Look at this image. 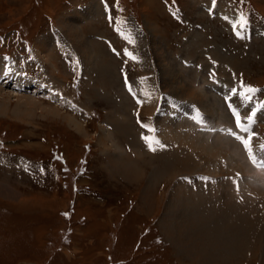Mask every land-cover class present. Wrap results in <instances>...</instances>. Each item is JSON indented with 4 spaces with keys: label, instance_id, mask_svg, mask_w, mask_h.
I'll list each match as a JSON object with an SVG mask.
<instances>
[{
    "label": "rangeland",
    "instance_id": "1",
    "mask_svg": "<svg viewBox=\"0 0 264 264\" xmlns=\"http://www.w3.org/2000/svg\"><path fill=\"white\" fill-rule=\"evenodd\" d=\"M113 1L120 18H137L141 26L147 29L148 37L145 40L153 49L156 69L161 75L159 78L155 69L148 70V73L140 62L132 60L130 65L126 62L128 66H122V72L130 75V84L133 89L142 92L145 89L154 91L158 84L161 89L168 91V86H175L173 94L186 98L183 93L184 86L190 83L195 86L199 95H202L201 99L197 97L195 101L203 105L215 123L228 122L229 115L222 99L210 92L204 85L205 72L197 73L194 68L183 66L173 56L174 52H177L195 61L203 60L204 48H208L209 51L210 45L214 44L217 46L213 48L214 52L223 59L222 61L233 64L249 82L264 84L262 41L257 40L254 46L249 45V47L243 43H233L229 35H225L223 26L215 20H210L199 7L197 0H180V2L190 18H194L196 22L208 24L205 28H208L209 32L183 27L168 15L160 0ZM84 2L87 3L85 6H89L92 3L95 4L96 0H0V53L22 52L30 57V54L35 55L37 52L39 60L45 65L48 73L51 71L59 81L68 80L70 82L68 84L70 90L66 88V91L80 92L82 98L88 96L89 99L94 100L92 103L105 108L104 113L100 111V122L94 119L84 122L80 116L69 112L66 108L33 95L14 91L9 85L4 86L5 91L4 94H0V103L4 104L3 102L6 101L9 107L8 112H0V138L6 140L11 150L42 157L52 156L53 148H55L56 152L60 151L58 153L69 170L66 178L67 186L63 187L61 183L64 177L60 166L58 162L53 163V168L58 173L56 181L58 186L53 188L52 185L48 187L30 185L12 170L0 167V264H199L200 261L197 258H201L199 256H202L204 252L208 254L207 256L213 258L216 256L219 264L221 262L227 264L226 260L230 261L229 264H232L231 261L235 264H261L264 252L263 239L260 238L257 246L251 249L247 245L243 246L241 253H244L239 254L241 257L239 260L234 255L235 248L233 247L242 245L241 237L245 236V232H248L251 227L236 231L227 227L229 222L242 223L240 218L234 220L232 210L251 212L248 216L253 217L250 218V222L254 221V223L251 222L254 229L260 223L259 216L264 213L261 205L258 204L264 199V170L253 167L247 161L238 142L218 132L215 134L205 132L201 124L194 126L195 136H191L180 129L182 124L178 122L171 125L169 132L165 130L166 133L163 132V135L173 138L176 142L181 137L186 142L185 145L189 144V147L183 148L184 146L180 145L176 148L177 151L171 152L145 150L139 143L135 132V121L138 123V120L132 116L140 106L137 107L138 102L134 101V97L129 93L131 99L124 91H128V88H126L127 81L121 82L119 73L121 61L115 55L113 56L104 41L95 38V34L109 35V26L104 20H100V15L98 18L82 19L83 30L80 33H83L82 40L95 41L94 44H97L99 50L97 51L96 48L95 52L98 54L95 56V53H92L97 60L92 57L95 62L91 66L92 69L87 71L88 77L94 79L92 89H87L85 83L82 85L74 83L77 79L76 72L72 71V68L69 69L60 58L59 44L54 45L50 40L49 47H47L48 52L39 50L41 41L51 36L50 32L54 25L64 33L61 21H65L66 16L78 13L82 8L78 7V4ZM236 2L238 3L239 0ZM242 5L254 19H259L257 16L261 15V12L264 13V0H246ZM154 26L157 27L155 31ZM13 27L23 29L27 39L17 30H10ZM209 34L213 37L210 38ZM145 40H143L144 43ZM71 42L74 45L72 40ZM219 42L230 44L231 48L228 47L227 54L224 55L220 50L221 48L217 45ZM225 44H220V46ZM75 49L83 57L84 51H80L81 48L78 46ZM75 49L73 47V50ZM102 49H104L103 52L108 50L107 52L114 57L112 66H107L106 59L103 58V54L101 55ZM0 58L10 59L7 56H0ZM85 62L88 61L85 59ZM16 66L18 67L17 64ZM106 67L110 70V74L106 75L102 70ZM176 83H179L178 88L174 85ZM88 84L91 83L88 82ZM74 87L80 89L75 90ZM64 89L63 87L62 90ZM158 90L159 88L155 91L158 92ZM100 91L104 94L101 95ZM113 92H118L116 97ZM10 94L14 95L11 97ZM22 95L40 99L43 105L34 107V109L22 107L23 112H14L18 103L17 99ZM153 98L156 100L157 96ZM148 100L150 102L153 99ZM146 103L141 111L145 117L147 116V121H152L151 114L157 115L152 113L157 102L153 100L150 108L146 106ZM44 106H47L46 108L54 106L52 109L58 111L60 109L61 116L47 113L46 109V111L43 110ZM69 120L82 126L83 131L73 128ZM103 120L108 121L107 124L112 123V127L118 133L104 125ZM130 129H133V134L129 131ZM108 133L111 134L113 140L106 138ZM173 133H176L177 137ZM101 136L107 139L106 144L99 141ZM218 138H220L221 145L225 144V141L228 143L232 141L240 147V161L235 156V152L238 153L235 149L231 151L210 147L209 141ZM131 139L134 142L129 144ZM204 141L206 146L202 149ZM114 142L120 146H118L119 149L114 147L112 144ZM127 144L131 147L130 152L126 148ZM202 156L204 158H201ZM221 156L226 157L229 166L243 173L245 183L242 189L250 190V193L258 191L256 194L260 197L257 199L253 198V194L246 197V192L243 191L246 201L242 204L238 200L244 197L237 198L229 185H226L227 188L224 187L225 193L230 192L226 194L227 202L236 201L234 203L238 207H244L243 210L236 207L228 209L223 202V197L217 199L211 192V186L216 183L207 182L208 192L210 191L208 196L185 186L179 179L177 180L178 175L196 172L198 169L206 168L208 171H216V167L222 166V161H219ZM109 158L115 162L121 161V164L124 161L133 162L136 168L134 169L135 174L131 178L120 175V172L117 173L114 170ZM214 165L215 168L209 170ZM82 168H86V173L80 172ZM153 172L159 173L160 177L157 176L154 193L146 200L144 199L145 188ZM76 178L79 180L80 187L89 185L95 189V196L88 194L77 196L71 184L73 180H77ZM175 186L181 191V196L179 194L178 197H182L180 200H183V203L177 198L176 201L180 202L178 203L179 208L174 207L171 214H168V209L175 206L173 202L169 204L173 200L169 192L174 191L175 193ZM75 196L79 197V200L77 199V202L75 200L74 204ZM66 211H70L69 216ZM262 220L264 221V218H261ZM195 227L198 228L194 230ZM253 230L250 229L249 236L248 233L246 234L245 239L243 238L244 242L247 237L253 235ZM239 231H242V234ZM206 237L209 239L207 240ZM211 241L218 243V248L212 245Z\"/></svg>",
    "mask_w": 264,
    "mask_h": 264
},
{
    "label": "bare ground",
    "instance_id": "2",
    "mask_svg": "<svg viewBox=\"0 0 264 264\" xmlns=\"http://www.w3.org/2000/svg\"><path fill=\"white\" fill-rule=\"evenodd\" d=\"M81 10H79L78 11V13H76L75 15H72V16H66V20L65 21H61L62 23H61V25H62V27H63V29H64V33H65V36H67L68 38H70L73 42H74V45H76V46H78L79 48H81V50L80 51H84V53H83V58H84V60L86 59L88 62H86V69L88 68V69H90L91 68V66H92V64L95 62H93V58H94V56L96 55V54H98V52H95L96 51V48H97V51H99L98 50V47H97V44H94L95 43V41H92V40H89L88 38V42L87 41H85V39L84 40H82L81 38L83 37V33L82 34H80L81 32H82V27H81V24H82V22H83V20H88V19H90V18H98V16L99 15H101V13H103L102 12V8H101V4H100V2L98 1V0H96V2H95V4L94 3H92V4H90L89 6H84V7H82V8H80ZM203 11V10H202ZM201 11V12H202ZM204 12V11H203ZM83 15V16H82ZM83 19V20H82ZM237 23H235V25H236ZM157 27L156 26H154L153 27V29H154V31H155V29H156ZM63 33V34H64ZM52 36V35H51ZM51 36H49L48 38H47V40H43V41H41V43H40V48H39V50L40 51H49V50H47V47H49V44H50V40H51ZM52 39H54V38H52ZM75 46V47H76ZM86 47V48H85ZM41 49H43V50H41ZM103 50L104 49H102L101 50V55L103 54V58L104 59H106V61H107V66H112V64H113V59H114V54H113V56H111L112 54H110V52L108 53L107 51H105V52H103ZM89 52H90V54H89ZM92 53H95L94 54V56H92ZM88 54V55H87ZM109 56H111V57H109ZM93 57V58H92ZM94 59H96L97 60V57H95ZM10 59H7V58H0V76H2V78L0 79V94H4V86H8L9 84H8V82H5L6 80L4 79V78H11V79H13V84L15 85V86H19V85H21V84H19V82L18 81H21L22 80V77L20 76V72H19V69H18V67L16 66V64H15V66L14 67H11V68H9V67H7L8 65H7V63L8 62H10L9 61ZM110 68V67H109ZM92 69V68H91ZM103 71H105V73H106V75L107 74H110V70H108V68L106 67V68H103L102 69ZM170 70V69H169ZM171 71V70H170ZM86 73H87V70H86ZM4 77V78H3ZM106 77V76H105ZM30 81L28 80V79H26L25 80V83H29ZM175 83V82H174ZM185 84H187V83H185ZM174 85H176V87L178 88V85H179V83H176V84H174ZM181 86V85H180ZM175 87V86H174ZM174 87H171V86H168V88H169V90H168V92H171V93H173L172 91H173V89H174ZM181 88V87H180ZM183 90V89H182ZM185 95H186V98H188V99H190V100H192V101H195V98H197V97H199L200 99H201V97H202V95H199V92L197 91V89L195 88V86H193L192 84H190L189 83V85H185L184 86V92H183ZM11 95V94H10ZM14 95V94H13ZM13 95H11V97L13 96ZM29 95H31V94H29ZM32 96V95H31ZM18 103H17V107L15 108V110H14V112H18V113H20L21 111L23 112L24 110H22V107H24V108H26V109H31V108H33L34 109V107L36 108L37 106H39V105H43V104H41L42 102H40L41 100L39 99H35V98H28L27 96H24V95H22V96H19L18 97ZM149 101V100H148ZM151 102H153V100H150V102H148L147 103V107L148 108H150L151 107ZM4 104H1L0 103V112H2V113H6V112H8V104H6V101H4L3 102ZM5 105V106H4ZM47 106H44V109L43 110H45L47 113L48 112H50V113H53L54 115H59V116H61V110L59 109V111L58 110H55V109H52L54 106H50V107H48V108H46ZM154 108V107H153ZM206 109H209L210 108V106H209V108H207V107H205ZM33 109H32V111H33ZM148 110V109H147ZM155 111H156V108L155 109H153L152 110V113L154 112L155 113ZM216 119V118H215ZM70 124H71V126L73 127V128H75V129H77V130H79V131H83V128H82V126H80L78 123H75V122H73V120H69L68 121ZM162 122V121H161ZM175 124V123H174ZM127 126H128V124H127ZM170 126V125H169ZM173 126V125H172ZM171 127V126H170ZM177 126H175V128H176ZM263 128H264V126H262ZM131 128V127H130ZM178 128V127H177ZM82 129V130H81ZM126 129H128V128H126ZM174 129V128H173ZM129 131H131V134H133V129H130ZM173 131V130H172ZM171 131V132H172ZM169 132V131H168ZM180 132V131H179ZM103 134V133H102ZM106 135V134H105ZM173 135L175 136L176 135V137H177V134L176 133H173ZM102 136H104V135H102ZM101 136V138L99 139V141H101L102 143H104V144H106V140L107 139H110V140H113L111 137V134H107V136H106V138L107 139H105L104 137H102ZM180 135H178V137H179ZM197 140H198V138H197ZM201 140H204L203 138H201ZM207 141V140H206ZM223 141V140H222ZM229 141V140H228ZM134 141H133V139H131V140H129V144H132ZM226 143L225 144H223V145H221L222 143H220V138H218V139H216V140H212V141H209V143L211 144V148L212 149H218V147L219 148H221L220 150H223V149H226V150H231V151H233L234 149H235V151H237L238 153H236L235 152V156H237V158H238V161H240L239 160V155L241 154V150H240V147L237 145V144H233V142L232 141H229V143L227 142V141H225ZM203 143V147H202V149H204L205 147L204 146H206V145H204V143H205V141L204 142H202ZM113 145H114V147H117L118 148V146L119 145H117L115 142L114 143H112ZM220 145H221V147H220ZM120 147V146H119ZM119 149V148H118ZM201 149V148H200ZM201 149V150H202ZM233 149V150H232ZM206 150V149H205ZM208 150V149H207ZM230 152V151H229ZM200 154H202V153H200ZM237 154V155H236ZM160 155V154H159ZM204 155V154H203ZM228 155V154H227ZM206 156V155H205ZM231 156V155H230ZM111 158V157H110ZM109 158V159H110ZM201 158H204L203 156L201 157ZM126 159V158H125ZM131 160V159H130ZM190 160V159H189ZM121 162V161H120ZM119 161H116L115 162V160H113V159H110V163L112 164V166H113V168H114V170L118 173V172H120L119 174L120 175H123V176H126V178H131L132 176H133V174H135V170L134 169H136L135 168V166L133 165L134 163L133 162H131V161H124V162H122L123 164H121ZM242 168V167H241ZM169 170V169H168ZM133 172V173H132ZM156 172V171H155ZM155 172H153L152 174H151V178H150V180H149V184L146 186V188H145V194H144V199H148V198H150L151 197V194L152 193H154V185H156L155 183H156V181L158 180L157 179V176L158 177H160V175H159V173H155ZM194 172V171H193ZM128 176V177H127ZM252 181H255V180H252ZM153 183V184H152ZM213 184V183H212ZM179 187V186H178ZM180 187H182V186H180ZM212 187V189H211V192H212V194L217 198V199H221L222 197H223V202L225 203V206L228 208V209H232L231 207H236V208H238L239 210H243L244 209V207L242 208V207H238L234 202H232V201H228L227 202V199H226V193H225V190H224V186H222V184H216V185H212L211 186ZM175 189V193H174V191H170L169 193L171 194V196L173 197L172 199L173 200H171L170 202H169V204H172V202L174 203V205L175 206H171L170 207V209H168V214L170 213L171 214V212H172V210H174V207L176 208V207H178L179 208V205H178V203H180V202H177L176 200H177V198H179L178 196H179V194H180V196H181V191H179L178 189H177V186H175L174 187ZM1 191H4V190H1ZM177 191H179V193L177 192ZM5 192V191H4ZM186 192V191H185ZM202 192V191H201ZM210 192V191H209ZM195 193H197V192H195ZM200 193V192H199ZM198 193V194H199ZM256 193H258V191H256ZM192 194H194V193H192ZM184 195V194H183ZM257 195V194H256ZM264 195V194H263ZM189 196V195H188ZM186 197V196H185ZM196 197V196H195ZM204 197V196H203ZM182 198V197H181ZM181 198H179L178 200H180ZM186 199V198H185ZM194 199V198H193ZM193 199H191V200H193ZM198 199V198H197ZM207 199V198H206ZM151 200H152V198H151ZM190 200V199H189ZM189 200H188V202H189ZM182 203H183V200H180ZM190 204V203H189ZM195 204V203H194ZM208 204V203H207ZM212 204V203H211ZM182 205V204H181ZM219 205H221L220 203H219ZM186 207V206H185ZM204 207V206H203ZM208 208V207H207ZM213 208H214V205H213ZM212 208V209H213ZM256 208H258V207H256ZM205 209V208H204ZM209 209V208H208ZM207 209V210H208ZM223 209V208H222ZM259 209V208H258ZM206 212V211H205ZM217 212V211H216ZM222 212V211H221ZM253 212V211H252ZM258 212V211H257ZM232 213H233V218H234V220H236L237 218H240L241 219V221H242V223H236V222H229L230 224H228L227 225V227L229 226V228H231L233 231H236V230H240V229H243V230H245V229H249L248 227H251L250 229L251 230H253L254 228H253V226H251V224L252 223H254V221L251 223L250 222V218L252 217V216H248V215H250L251 214V212L250 213H246V212H242V211H236V210H232ZM192 214V213H191ZM211 214V213H210ZM212 215H213V213H212ZM220 215V214H219ZM218 216V215H217ZM169 217V216H168ZM187 218V217H186ZM253 218V217H252ZM261 218H264V213H262V215L261 216H259V222L260 223H258L256 226H255V224H256V222H255V224H254V226L256 227V229H254L253 230V235L252 234H250V235H252V236H250V237H247V239H246V241L244 242V240H243V238L246 236V234L250 231V229L248 230V232L246 231L245 232V236H243V237H241V239H239V240H241V243H242V245H240V246H238V247H233V248H235L234 250V255H236L237 256V258L236 259H239L240 260V255L242 254V253H244V252H242L241 253V251H242V248H243V246L245 247L246 245H247V247L249 248V249H251V248H253V247H256L257 246V241L261 238V239H263V250H264V221L262 220L261 221ZM258 219V218H257ZM233 220V219H232ZM263 223V225H260V224H262ZM259 225V226H258ZM187 226V225H186ZM185 227V226H184ZM222 227V226H221ZM198 227H195L194 228V230H196ZM200 228V227H199ZM181 230V229H180ZM193 230V231H194ZM204 230H206L207 231V229L206 228H204ZM201 231H203V230H201ZM211 231V230H210ZM180 232V231H179ZM184 232V231H183ZM204 232V231H203ZM193 233V232H192ZM205 233V232H204ZM212 233V232H211ZM239 233H241L242 234V231H239ZM184 234V233H183ZM210 234V233H209ZM216 235V234H215ZM218 235V234H217ZM248 236H249V233H248ZM217 237V236H216ZM207 238V237H206ZM225 238V237H224ZM238 238V237H237ZM250 238V239H249ZM209 238H207V240H208ZM213 239V238H212ZM211 239V240H212ZM234 239V238H233ZM245 239V238H244ZM239 240H238V242H239ZM252 240H254V241H252ZM227 241H229V240H227ZM251 241H252V243L254 242V244H252L251 243ZM212 243V245H214V246H219L218 245V243H215V242H213V241H211ZM227 243V242H226ZM229 243V242H228ZM232 243V242H231ZM230 243V244H231ZM260 243V242H259ZM204 244V243H203ZM210 245V244H209ZM213 246V247H214ZM231 246V245H230ZM233 246V245H232ZM197 248H200V247H197ZM218 248V247H217ZM232 248V247H231ZM224 249V248H223ZM245 249V248H244ZM196 250H198V249H196ZM201 250V249H200ZM218 250V249H217ZM232 250V249H231ZM199 251V250H198ZM202 251V250H201ZM200 251V252H201ZM228 251V250H227ZM246 251V250H245ZM212 252V251H211ZM214 252V251H213ZM224 252V251H223ZM247 252V251H246ZM208 253H210V252H208ZM225 253H227V252H225ZM240 254V255H239ZM248 254V253H247ZM208 254H205V252L202 254V256H199V257H201V258H197V260L198 261H200L199 262V264H219L218 262V259L216 258V256L213 258V257H211V256H207ZM246 255V254H245ZM219 256V255H218ZM221 256V255H220ZM233 257V256H232ZM231 257V258H232ZM234 258V257H233ZM227 259V258H226ZM229 259V258H228ZM261 264H264V252H263V254H262V257H261ZM210 260V261H209ZM244 260H245V257H244ZM208 261V262H207ZM224 261V260H223ZM221 262V261H220ZM225 262H227V264H229L230 263V261H228V260H226ZM232 262V264H235L233 261H231ZM236 262H238V261H236ZM221 264H223L222 262H221ZM240 264V263H239Z\"/></svg>",
    "mask_w": 264,
    "mask_h": 264
},
{
    "label": "snow or ice",
    "instance_id": "3",
    "mask_svg": "<svg viewBox=\"0 0 264 264\" xmlns=\"http://www.w3.org/2000/svg\"><path fill=\"white\" fill-rule=\"evenodd\" d=\"M126 54H128V53L126 52ZM128 55H130V54H128ZM254 91H256V89L251 88V87H248V88H247V92H254ZM234 92H235V90H234ZM240 125H241V121H240V119H239V117H238V118H237V126L239 127ZM245 131H247V129H245ZM238 139H241V142L244 143L245 146L249 148V152H251V149H250V147H249V141H248V140H245V139H243V138H240V137H238ZM150 150L155 151V149H154V148H151V146H150Z\"/></svg>",
    "mask_w": 264,
    "mask_h": 264
},
{
    "label": "crops",
    "instance_id": "4",
    "mask_svg": "<svg viewBox=\"0 0 264 264\" xmlns=\"http://www.w3.org/2000/svg\"><path fill=\"white\" fill-rule=\"evenodd\" d=\"M2 186V185H1ZM2 188H3V186H2Z\"/></svg>",
    "mask_w": 264,
    "mask_h": 264
}]
</instances>
